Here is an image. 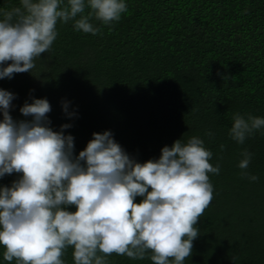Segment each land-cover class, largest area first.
I'll return each mask as SVG.
<instances>
[{"label":"trees","instance_id":"obj_1","mask_svg":"<svg viewBox=\"0 0 264 264\" xmlns=\"http://www.w3.org/2000/svg\"><path fill=\"white\" fill-rule=\"evenodd\" d=\"M126 3L119 22L92 21L98 35L74 30L72 21L58 23L51 51L41 54L31 73L0 80V88L16 95L10 115L31 119L20 107L32 97L47 98L53 130L72 125L65 134L74 137V154L94 132L110 130L139 162L158 159L161 148L177 139L199 136L220 172L209 174L214 198L184 264H264V129L244 144L229 137L234 113L264 117V0ZM16 6L19 0H0V9ZM62 102L74 116L65 114ZM245 149L253 153L247 172L258 176L255 182L237 166ZM15 179L18 174L6 175L0 185ZM3 251L0 246V264H9ZM72 251L66 264H74ZM108 259L152 264L116 254Z\"/></svg>","mask_w":264,"mask_h":264},{"label":"clouds","instance_id":"obj_2","mask_svg":"<svg viewBox=\"0 0 264 264\" xmlns=\"http://www.w3.org/2000/svg\"><path fill=\"white\" fill-rule=\"evenodd\" d=\"M127 10L126 0H19V6L0 9V80L31 73L41 54L51 51L58 23L72 21L74 30L98 35L93 20L111 26ZM14 99L0 88V179L18 174L10 186L0 185L4 261L66 264L71 247L74 264H109L113 254L184 264L214 198L209 174L220 172L202 138L177 139L161 148L158 159L139 162L106 130L94 132L76 155L74 137L65 134L72 125L53 130L47 98L25 101L19 109L31 117L25 120L10 115ZM62 108L75 115L67 102ZM262 129L264 117L237 112L229 137L244 144ZM241 157V175L257 181L247 172L253 153L245 149Z\"/></svg>","mask_w":264,"mask_h":264}]
</instances>
